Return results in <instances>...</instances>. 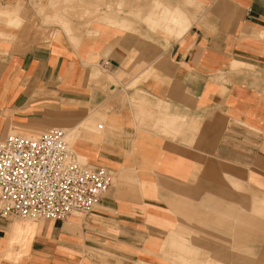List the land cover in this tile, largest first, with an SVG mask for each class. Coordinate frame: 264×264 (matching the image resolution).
Returning a JSON list of instances; mask_svg holds the SVG:
<instances>
[{"label": "crops", "instance_id": "0c3cea01", "mask_svg": "<svg viewBox=\"0 0 264 264\" xmlns=\"http://www.w3.org/2000/svg\"><path fill=\"white\" fill-rule=\"evenodd\" d=\"M191 1L198 6H188L189 0H129L123 13L128 18L111 17L117 27L96 24L109 27L104 34L90 36L99 33L92 28L76 45L63 36L0 52V140L57 127L68 137L91 124L94 114L115 131L96 144L90 163L113 173L135 169L139 182L115 180L83 217L26 225L0 217V264L114 263L95 253L136 264L147 242L162 245L169 227L189 213L185 200H195L201 180L221 172L243 186L253 179L264 187V0ZM165 18L173 34L164 29ZM152 23L162 29L155 31ZM96 64L109 82L114 76L119 81L121 73L132 79L152 71L142 87L144 99L154 109L162 102L176 137L140 129L129 102L73 124L66 108L51 110L53 79L64 80L65 92L85 95L74 85L85 67Z\"/></svg>", "mask_w": 264, "mask_h": 264}, {"label": "rangeland", "instance_id": "374dc122", "mask_svg": "<svg viewBox=\"0 0 264 264\" xmlns=\"http://www.w3.org/2000/svg\"><path fill=\"white\" fill-rule=\"evenodd\" d=\"M189 1L186 2L188 6H198L195 2ZM128 2L129 0H0V14L14 8L22 15L23 20V24L19 27H17L18 21L5 28V19H0V52L9 47L13 50L14 47H20L28 42L60 41L63 36L68 37L70 42L76 45L80 41V36H89L90 33H87L89 29L99 31L97 35L91 33L90 36H99L109 28L105 24L98 26L97 23L107 22L109 26L117 27L118 25L112 23L111 17L122 14V17L128 18L129 14L123 15L129 9ZM152 7L159 12V4L153 3ZM157 16L160 15L153 17ZM62 23L70 25L69 34L63 33ZM160 23H152L151 28L160 31L162 29ZM163 24L166 32L174 33L167 29L173 27L171 21L165 18ZM103 69L100 64L85 67L83 75L74 85L77 86L74 90L86 92L85 95L65 92L64 80L54 78L57 92L51 94V100L54 102L50 109L58 112L66 108L69 110L68 124H73L95 111L105 114L112 111L116 104L129 102L140 129L150 130L155 135L176 137L177 128L171 129L173 122L165 115L162 102L158 99L157 109H154L155 106L152 108L149 101L144 99L142 87L150 78L152 71L140 78L132 79L129 72L121 73L119 81L114 76V80L109 82L105 78L108 72ZM112 84H114L113 88H111ZM104 99L105 102L99 104ZM98 124L104 126L103 130L97 129ZM181 125L183 126V123ZM47 130L49 129L42 132ZM114 131L115 128L109 129L101 118L93 114L91 124H86L66 138L75 152L80 154L79 159L76 156L78 162L91 164L98 142ZM40 134L41 132L35 137ZM234 178L218 172L204 181L201 180L195 200H185L189 213L186 212L185 216L177 219L178 224L169 227L167 239L162 245L161 241L147 242L141 248L136 264H185V262H188L187 264H264V194H262L264 187L258 186L251 179L248 183L244 182L246 189ZM115 180H118L119 184L126 182L132 186H137L139 183L135 169L131 171L124 169L113 173V187L116 186ZM74 217H83V215L76 214ZM10 219L20 225L35 224L32 220ZM189 231L192 233L190 234ZM87 250L89 253H94L91 248ZM137 252L139 250L134 249V253ZM145 252L147 254L151 252L153 258L148 259ZM93 256L103 261L107 260V256L112 259L111 262H114L112 264H133L130 263L132 259L127 262L113 255L106 254L102 257L101 254L95 253ZM6 257L12 261L9 253H6Z\"/></svg>", "mask_w": 264, "mask_h": 264}, {"label": "built area", "instance_id": "2783aa9c", "mask_svg": "<svg viewBox=\"0 0 264 264\" xmlns=\"http://www.w3.org/2000/svg\"><path fill=\"white\" fill-rule=\"evenodd\" d=\"M103 125H98L102 130ZM113 186V172L80 164L65 130L0 140V217L64 221L85 216Z\"/></svg>", "mask_w": 264, "mask_h": 264}, {"label": "bare ground", "instance_id": "6f19581e", "mask_svg": "<svg viewBox=\"0 0 264 264\" xmlns=\"http://www.w3.org/2000/svg\"><path fill=\"white\" fill-rule=\"evenodd\" d=\"M21 17H22V15L17 10H10L8 12H2L0 14V19H3V18L5 19V23H4L5 28H9L13 23H16V22L18 23V21L21 19ZM61 28H62L63 32H67V33L71 32L70 27L65 25L64 23H62ZM22 137H25V136H22ZM27 138H35V137H27ZM78 159H79V157H78ZM74 215H76V214H74ZM74 215H72V216H74ZM0 245H3V241H0ZM187 263L188 262H185V264H187Z\"/></svg>", "mask_w": 264, "mask_h": 264}, {"label": "clouds", "instance_id": "9594fccd", "mask_svg": "<svg viewBox=\"0 0 264 264\" xmlns=\"http://www.w3.org/2000/svg\"><path fill=\"white\" fill-rule=\"evenodd\" d=\"M22 24H23V20L20 19V20H19V24L17 25V27L21 26Z\"/></svg>", "mask_w": 264, "mask_h": 264}]
</instances>
